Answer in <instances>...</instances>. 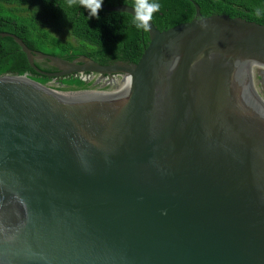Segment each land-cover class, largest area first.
Wrapping results in <instances>:
<instances>
[{
    "label": "water",
    "instance_id": "95a60500",
    "mask_svg": "<svg viewBox=\"0 0 264 264\" xmlns=\"http://www.w3.org/2000/svg\"><path fill=\"white\" fill-rule=\"evenodd\" d=\"M193 5L136 62L0 32L52 77L0 75V264H264V24Z\"/></svg>",
    "mask_w": 264,
    "mask_h": 264
},
{
    "label": "trees",
    "instance_id": "16d2710c",
    "mask_svg": "<svg viewBox=\"0 0 264 264\" xmlns=\"http://www.w3.org/2000/svg\"><path fill=\"white\" fill-rule=\"evenodd\" d=\"M192 1L199 6L201 16L224 13L264 24V0H158L160 9L152 14L151 21L163 30L191 20L195 14ZM134 3L135 0H103L102 4L133 7ZM98 16L88 18V10L79 0H0V32L16 35L30 49L66 60L82 54L100 64L136 62L149 41L147 31L136 28L133 15L126 12L100 8ZM50 29L66 31L75 41L60 38ZM34 64L45 72L56 70L46 59L34 60ZM5 73H27L42 84L52 80L31 67L12 37L0 36V75ZM63 79L59 83L66 84L64 90L87 89L90 85L79 76Z\"/></svg>",
    "mask_w": 264,
    "mask_h": 264
},
{
    "label": "clouds",
    "instance_id": "9594fccd",
    "mask_svg": "<svg viewBox=\"0 0 264 264\" xmlns=\"http://www.w3.org/2000/svg\"><path fill=\"white\" fill-rule=\"evenodd\" d=\"M102 3L103 0H79V4L88 10V18H99L98 10L101 8ZM159 9L160 4L158 0H135L133 5V22L135 27L147 31L152 14L159 11ZM257 14H259V9H257Z\"/></svg>",
    "mask_w": 264,
    "mask_h": 264
},
{
    "label": "rangeland",
    "instance_id": "374dc122",
    "mask_svg": "<svg viewBox=\"0 0 264 264\" xmlns=\"http://www.w3.org/2000/svg\"><path fill=\"white\" fill-rule=\"evenodd\" d=\"M25 15L28 14V12H25L24 13ZM50 32L56 34L58 37L60 38H64V39H70V40H73L75 41V39L70 35V34H67V32H63V33H60V31H57V30H53V29H50Z\"/></svg>",
    "mask_w": 264,
    "mask_h": 264
}]
</instances>
